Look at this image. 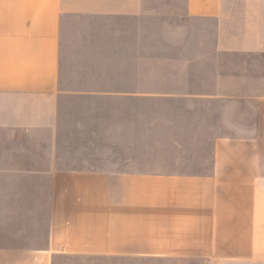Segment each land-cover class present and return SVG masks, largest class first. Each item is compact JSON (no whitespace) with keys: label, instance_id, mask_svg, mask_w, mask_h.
Returning a JSON list of instances; mask_svg holds the SVG:
<instances>
[{"label":"crops","instance_id":"1","mask_svg":"<svg viewBox=\"0 0 264 264\" xmlns=\"http://www.w3.org/2000/svg\"><path fill=\"white\" fill-rule=\"evenodd\" d=\"M152 78L201 127L202 155L186 157L207 145V170L112 166L115 127L129 125L133 96L141 126ZM5 173L38 182L0 183V208L22 203L15 224L29 223L8 230L0 217V264H264V0H0Z\"/></svg>","mask_w":264,"mask_h":264},{"label":"rangeland","instance_id":"2","mask_svg":"<svg viewBox=\"0 0 264 264\" xmlns=\"http://www.w3.org/2000/svg\"><path fill=\"white\" fill-rule=\"evenodd\" d=\"M149 58V57H148ZM97 69H105L106 64L93 65ZM158 67H162L159 64L156 65L154 62L148 63V71L156 70ZM160 81L156 79H148V95L146 100L141 99V126L138 124V100L134 96L130 100L132 110L130 113L129 125L122 126L121 129L116 125L115 129V142L109 143V147L114 150V160L112 166L115 169H136L153 171L156 167L171 166L177 171L184 170H207L211 165L212 157L207 156V145L204 146L205 158L195 159L192 157H186L189 155H202V145L198 142V135H201V127L194 124H188L186 119L187 113L184 111L171 110V104H177L183 100L174 99L173 97L159 96L154 94L157 91V86ZM151 93V94H150ZM110 101V100H109ZM124 100L119 97H115L113 102L116 105L122 104ZM111 102V101H110ZM127 101L125 100V103ZM101 103V101H100ZM128 112V111H127ZM127 112H124L127 115ZM116 115L122 112L115 111ZM213 113V112H212ZM144 114V115H143ZM214 127L211 128V131ZM121 131V133H119ZM122 134V136H120ZM123 139V141H122ZM121 140V141H119ZM118 141V142H117ZM106 145V144H105ZM105 147V146H104ZM204 150V149H203ZM212 153V146H211ZM210 153V155H211ZM109 162V167H111ZM38 176L28 175H11L5 173L0 176V183L3 186H11V184H22L25 185L28 180L38 182ZM37 186V185H36ZM6 193L4 192V195ZM8 207L0 208V215L3 218L4 224L8 230L18 227H26L29 223L15 224L16 220L22 222L26 216H22L20 212L22 210V203H19V207L16 206L20 211L17 214H12L10 203ZM44 207L46 208L45 204ZM37 209V206H36ZM39 219L35 217V219ZM13 219V221H11ZM35 221V220H34ZM32 224V223H31ZM37 222H34L31 227L36 228ZM11 235V234H10ZM17 239L7 238L3 240L4 247L7 248H18L28 247L26 245L17 244ZM26 241V240H25ZM32 240L26 241V243ZM54 264H196L195 262H189L180 258H153V257H101V256H78L56 258Z\"/></svg>","mask_w":264,"mask_h":264}]
</instances>
